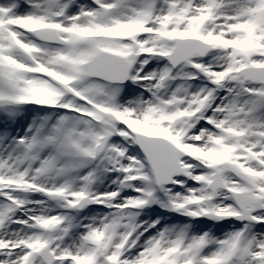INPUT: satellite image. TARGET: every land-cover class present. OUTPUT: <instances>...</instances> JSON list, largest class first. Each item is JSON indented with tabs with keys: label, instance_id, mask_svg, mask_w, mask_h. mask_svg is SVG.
Segmentation results:
<instances>
[{
	"label": "snow or ice",
	"instance_id": "6c2138e0",
	"mask_svg": "<svg viewBox=\"0 0 264 264\" xmlns=\"http://www.w3.org/2000/svg\"><path fill=\"white\" fill-rule=\"evenodd\" d=\"M0 264H264V0H0Z\"/></svg>",
	"mask_w": 264,
	"mask_h": 264
}]
</instances>
